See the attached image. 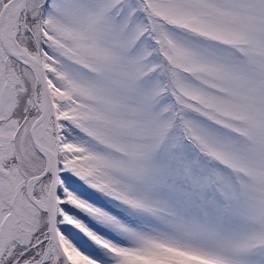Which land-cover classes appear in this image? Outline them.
Masks as SVG:
<instances>
[{
  "label": "snow or ice",
  "instance_id": "6c2138e0",
  "mask_svg": "<svg viewBox=\"0 0 264 264\" xmlns=\"http://www.w3.org/2000/svg\"><path fill=\"white\" fill-rule=\"evenodd\" d=\"M0 264H264V0H0Z\"/></svg>",
  "mask_w": 264,
  "mask_h": 264
}]
</instances>
